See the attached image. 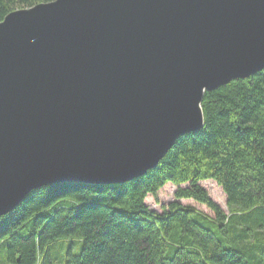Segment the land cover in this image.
<instances>
[{
  "label": "water",
  "instance_id": "95a60500",
  "mask_svg": "<svg viewBox=\"0 0 264 264\" xmlns=\"http://www.w3.org/2000/svg\"><path fill=\"white\" fill-rule=\"evenodd\" d=\"M264 69V0H54L0 22V218L58 183L145 175Z\"/></svg>",
  "mask_w": 264,
  "mask_h": 264
},
{
  "label": "trees",
  "instance_id": "16d2710c",
  "mask_svg": "<svg viewBox=\"0 0 264 264\" xmlns=\"http://www.w3.org/2000/svg\"><path fill=\"white\" fill-rule=\"evenodd\" d=\"M51 1L0 0V22ZM202 108L204 127L180 136L143 176L33 191L0 218V264H264V69L207 92ZM205 180L222 188L228 212ZM167 184L175 200L151 211L145 199ZM63 240L68 251L78 240L81 252L60 257Z\"/></svg>",
  "mask_w": 264,
  "mask_h": 264
},
{
  "label": "rangeland",
  "instance_id": "374dc122",
  "mask_svg": "<svg viewBox=\"0 0 264 264\" xmlns=\"http://www.w3.org/2000/svg\"><path fill=\"white\" fill-rule=\"evenodd\" d=\"M209 193L210 197L222 207L223 210L228 212V205H227V197L225 193L223 192L222 188L217 185L215 181L212 180H205L200 183ZM175 191L176 186L172 184H167L164 186L159 192L157 197L148 196L145 199L146 205L148 208L156 212L158 214H162L164 212V205H168L170 202L175 200ZM183 204H191L196 206L198 209L213 214L205 205H202L200 203H197L196 201L192 199H182L180 200ZM62 242H65L63 240ZM64 250H62L60 257L67 258L69 255L68 253L73 255H78L81 252L82 249V243H80L78 240L73 242L72 248L68 251L69 248H67L68 244L67 242L63 243ZM62 264V263H61Z\"/></svg>",
  "mask_w": 264,
  "mask_h": 264
}]
</instances>
